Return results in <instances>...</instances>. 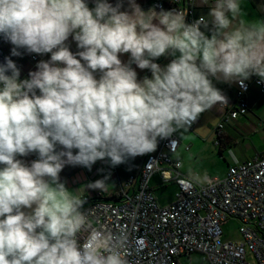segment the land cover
I'll return each instance as SVG.
<instances>
[{
  "label": "clouds",
  "instance_id": "obj_1",
  "mask_svg": "<svg viewBox=\"0 0 264 264\" xmlns=\"http://www.w3.org/2000/svg\"><path fill=\"white\" fill-rule=\"evenodd\" d=\"M93 2L0 0L11 55L51 54L23 80L10 57L0 64V264H128L126 235L89 229L84 201L60 180L64 167H115L154 153L228 103L213 81L244 91L254 76L264 83V20L238 19L240 0H212L208 18L191 24L136 0L124 11L120 2ZM161 56L172 59L161 67ZM133 64L151 78L138 79ZM32 153L30 164L18 159Z\"/></svg>",
  "mask_w": 264,
  "mask_h": 264
},
{
  "label": "built area",
  "instance_id": "obj_2",
  "mask_svg": "<svg viewBox=\"0 0 264 264\" xmlns=\"http://www.w3.org/2000/svg\"><path fill=\"white\" fill-rule=\"evenodd\" d=\"M145 1H153L157 11L169 8L182 12L188 24L200 18L195 14L197 0ZM4 42L0 37V64L7 57L2 49ZM33 59L39 61L41 57L35 55ZM246 83V91L237 84L235 107L214 129L216 146L221 145L229 122L248 113L252 87L264 94V83H258L257 77ZM180 147L176 133L171 142L161 141L156 152L146 155L140 173L130 175L117 196L107 200L99 193L78 198L84 201L82 211L89 229L106 239L126 235L128 264H181L183 257L194 254L202 256L205 264H264V154L229 166L224 178L200 180L180 171L182 162L175 158ZM185 149L189 151L190 147ZM156 174L163 184L174 182L178 186L173 203H159L151 187ZM231 219L242 223L239 241L223 239L222 226ZM85 236L79 234L81 243Z\"/></svg>",
  "mask_w": 264,
  "mask_h": 264
},
{
  "label": "crops",
  "instance_id": "obj_3",
  "mask_svg": "<svg viewBox=\"0 0 264 264\" xmlns=\"http://www.w3.org/2000/svg\"><path fill=\"white\" fill-rule=\"evenodd\" d=\"M162 1L166 3L173 2V0ZM108 2L113 5L118 2L122 3V11L128 10L129 7L128 0H108ZM88 3L89 7L94 6L93 0H88ZM211 3L212 2H209V4L205 5L201 4L200 0H197L195 3L196 16L208 18ZM240 3L242 14L238 19H242L245 22L264 20V0H240ZM137 4H139L144 11L155 8L153 1L141 0ZM165 11L171 10L168 8ZM209 27H211V23ZM202 30L210 35L206 29L202 28ZM66 43L70 46V50L73 53L79 51L76 42L71 36ZM12 47L13 45L6 41L2 44L4 54L10 57L20 69L21 80L29 78V72L36 71V65L40 61H47L50 59V55L44 54L39 55L41 57L39 61H34L33 57L38 54H29L24 52L23 49L20 50L22 52L21 56H12ZM120 58L126 63L129 59V55L123 54ZM171 59L172 57L170 56H161L154 62L164 67L170 63ZM132 67L137 72L138 79L142 80L145 76L151 78V72L148 69L141 70L134 64ZM213 82L216 87L221 89L228 97V103L217 104L211 110L201 114L197 124L192 129L186 128L176 132L177 137L181 141V147L175 158L182 162L180 171L186 175H192L195 172L197 163L201 161L211 145L218 149L219 154L227 159L229 166L254 159L258 155L264 154V94L260 93L257 87H252L248 113L235 121L229 122L221 137V145L216 146L214 129L225 115L235 107L238 86L237 84L228 85L216 81ZM186 146L190 147L189 151L185 149ZM36 155L37 154L32 153L26 157H19L18 159H22L30 164L35 159ZM145 157L146 155L138 156L115 167L111 166L107 160L97 161L90 170L80 166L73 167L67 165L60 173V180L65 184L66 188L70 190L71 194L77 198L82 196L94 197L101 193L103 198L108 200L118 195L121 187L126 183L130 175H137L140 173ZM155 177L157 176H153L152 180ZM104 179L105 186L102 189L88 188V184ZM152 189L154 191L153 187Z\"/></svg>",
  "mask_w": 264,
  "mask_h": 264
},
{
  "label": "rangeland",
  "instance_id": "obj_4",
  "mask_svg": "<svg viewBox=\"0 0 264 264\" xmlns=\"http://www.w3.org/2000/svg\"><path fill=\"white\" fill-rule=\"evenodd\" d=\"M211 145V144H209ZM193 173L198 179L203 180L206 177H220L224 178L227 175L229 163L224 156L220 155L218 149L211 145L201 161L196 165ZM166 168V167H164ZM151 181L154 188V194L161 205H168L175 201L178 192V186L174 182L163 184L161 182L160 174H156ZM242 223L237 219H231L222 226L224 232V241H239L242 239L240 228ZM181 264H205L203 257L194 254L190 257H183L180 260Z\"/></svg>",
  "mask_w": 264,
  "mask_h": 264
}]
</instances>
